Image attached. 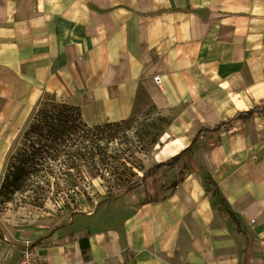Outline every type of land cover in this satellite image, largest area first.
I'll list each match as a JSON object with an SVG mask.
<instances>
[{"label": "crops", "instance_id": "1", "mask_svg": "<svg viewBox=\"0 0 264 264\" xmlns=\"http://www.w3.org/2000/svg\"><path fill=\"white\" fill-rule=\"evenodd\" d=\"M137 92L157 107L168 105L157 92L183 106L150 169L201 129L264 108V0H0V135L47 93L91 127L129 120ZM183 167V179L164 166L152 185L41 233L32 240L40 264H250V250L260 264L264 114L204 133ZM21 250L0 240V264H17Z\"/></svg>", "mask_w": 264, "mask_h": 264}, {"label": "rangeland", "instance_id": "2", "mask_svg": "<svg viewBox=\"0 0 264 264\" xmlns=\"http://www.w3.org/2000/svg\"><path fill=\"white\" fill-rule=\"evenodd\" d=\"M53 97L59 103L63 102L52 93L45 94L42 99ZM40 102L30 112L20 116L18 121L17 118H12L7 132L0 135V183L12 155L23 142L24 133ZM182 110L183 106L173 104L166 108L157 107L147 92H137L134 115L126 120L133 123L117 122L118 125L104 133L97 132L99 139H102V154L96 157L95 168H84L82 178H74L72 182L76 183V187L65 188V180L68 179L63 177L61 190L57 191L53 186L46 193V202L41 208L17 204L21 197L19 194L11 202H2L0 197V240L23 248L27 243L33 244L32 240L51 227L62 225L75 216L94 213L103 204L125 192L143 185H152V181L146 182V174L152 167L153 158L162 142L171 136V125ZM88 127L95 129L96 126ZM207 140L206 138L205 142ZM190 159L195 160L196 157ZM202 160L197 170L204 172L208 161L207 153ZM25 195H29V192ZM223 216L230 219L226 211ZM247 257L252 264L254 252L250 250ZM260 264H264V254Z\"/></svg>", "mask_w": 264, "mask_h": 264}, {"label": "trees", "instance_id": "3", "mask_svg": "<svg viewBox=\"0 0 264 264\" xmlns=\"http://www.w3.org/2000/svg\"><path fill=\"white\" fill-rule=\"evenodd\" d=\"M256 114H264V108H254L247 112H240L228 121L215 127L201 129L192 140L188 148L175 156L167 164H159L150 169L146 177L154 178L164 166L177 168L179 180L184 177L183 159L193 152L204 133L217 134L231 126L236 121L247 122ZM131 124L133 121H122ZM118 124L108 123L105 126L89 128L83 121L78 107L59 103L55 97L41 100L33 116L29 128L25 131L23 142L19 150L12 155L6 172L0 183V197L2 202H11L15 195L19 205H32L38 208L46 202V193L55 186L61 190L62 178L65 188L76 187L72 182L76 176L82 178L84 168H95L96 157L102 154L101 141L97 132L104 133ZM209 185L214 189V195L220 201L223 209L228 213L237 227L240 235L245 236L242 223L238 216L228 208L225 198L215 180L207 177ZM29 192V195H25ZM83 240H81L82 242ZM90 248L88 245L86 249Z\"/></svg>", "mask_w": 264, "mask_h": 264}, {"label": "built area", "instance_id": "4", "mask_svg": "<svg viewBox=\"0 0 264 264\" xmlns=\"http://www.w3.org/2000/svg\"><path fill=\"white\" fill-rule=\"evenodd\" d=\"M156 80L160 83L159 78H156ZM252 223H255V221H252ZM20 252L21 257L17 264H40L37 256V250L34 248L33 244L27 243Z\"/></svg>", "mask_w": 264, "mask_h": 264}, {"label": "bare ground", "instance_id": "5", "mask_svg": "<svg viewBox=\"0 0 264 264\" xmlns=\"http://www.w3.org/2000/svg\"><path fill=\"white\" fill-rule=\"evenodd\" d=\"M157 96H160V97L164 98L167 101V104L168 105H172L173 104L172 101H170V100L167 99L166 93H164V92H157L156 97ZM203 120H204V122H207V123H210V124H214L215 122H217V118L214 117V115H211V116L210 115L209 116L206 115V116L203 117ZM180 146L181 145H179V147Z\"/></svg>", "mask_w": 264, "mask_h": 264}]
</instances>
